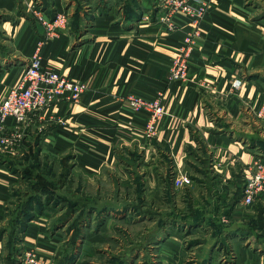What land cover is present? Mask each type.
<instances>
[{
    "label": "crops",
    "instance_id": "0c3cea01",
    "mask_svg": "<svg viewBox=\"0 0 264 264\" xmlns=\"http://www.w3.org/2000/svg\"><path fill=\"white\" fill-rule=\"evenodd\" d=\"M35 1L0 0V102L37 54L43 66L89 88L78 102L57 104L54 118L32 115L23 143L1 155L21 168L30 162L47 167L46 176L70 156L67 180L76 182L72 200L78 206L65 221L45 204L17 231L10 205L26 180L0 164V228L9 227L0 240V264H13L25 249L50 263L72 243L77 258L89 252L96 224L82 222L81 238L68 230L71 220L84 209L92 214L115 203L124 188L127 197L128 190L140 193L142 206L156 209L144 211V220L172 228L146 240L158 252L157 264H264V193L251 204L243 198L248 166L264 159V0H205L204 16L196 22L179 14L173 32L156 22L153 9L147 11L150 21L143 15L128 21L129 0H37L46 19L59 11L67 15V26L52 36L32 14ZM194 35L188 78L173 79L174 60ZM130 96L161 100L166 114L155 134L148 132L151 111L133 110ZM7 126L18 128L13 119ZM183 174L192 182L184 186L187 207L179 217L177 207L167 204L180 190L175 176ZM110 184L118 188L113 200L104 201L103 186ZM61 189L68 198L65 183ZM85 227L92 229L86 236ZM182 227L192 235L190 246L183 244Z\"/></svg>",
    "mask_w": 264,
    "mask_h": 264
},
{
    "label": "built area",
    "instance_id": "2783aa9c",
    "mask_svg": "<svg viewBox=\"0 0 264 264\" xmlns=\"http://www.w3.org/2000/svg\"><path fill=\"white\" fill-rule=\"evenodd\" d=\"M32 10L35 17L48 28L47 36H52L56 29L67 26V15L64 12H57L55 18L49 20L44 17L40 8ZM154 10L156 22L164 24L167 30L173 32L178 27L175 20L179 14L188 15L198 22L207 11V3L205 0H155ZM143 19L150 21V14L144 13ZM196 35L185 38L184 47L181 48L171 68L173 79L188 78L189 54L190 49L196 43ZM88 88L85 81L62 76L57 70L43 66L40 55H35L0 102V153H13L23 143L25 135L22 129L29 123L32 115L37 114L40 118L50 115L54 118L53 108L57 104L64 99L78 102ZM128 102L133 110L144 108L151 111L148 132L155 134L157 121L166 114L161 100L130 96ZM260 113H264V103ZM8 119H13L18 128H9ZM60 121L66 124V121L62 119ZM248 171L250 177L244 184L243 198L246 204H251L258 193H264V159L256 158L248 166ZM191 182L192 179L185 174L174 178V185L177 189ZM19 264L51 263L39 257L34 249H25L20 255Z\"/></svg>",
    "mask_w": 264,
    "mask_h": 264
},
{
    "label": "rangeland",
    "instance_id": "374dc122",
    "mask_svg": "<svg viewBox=\"0 0 264 264\" xmlns=\"http://www.w3.org/2000/svg\"><path fill=\"white\" fill-rule=\"evenodd\" d=\"M36 1L34 2L35 5L32 7V9L40 8L39 7L40 3ZM154 5H155V2L151 8L153 10H154ZM32 14H33V10H32ZM45 168L42 170L43 172L44 170L47 172L49 169V168L48 169H45ZM51 168L52 169L50 171L53 172V174L56 176L55 179H57L55 183L56 186L54 187V192L57 198L60 199V196H61L60 194L63 193L62 192L63 190L60 188V186L63 183H65V191L70 190L68 193L66 192V195L69 197V199H74L75 195H73L74 193L73 189L76 187V182H74L73 184L72 180L66 179L62 184H60L58 180L61 178V173H62L61 164L57 163L54 166L52 165ZM37 170H39V168L35 167L34 171H37ZM49 177L50 176H48V178ZM117 188L114 189L112 184L104 185L102 189V192L104 193L102 200L104 201L113 200L111 197L115 196V191ZM182 188H183L182 190L181 188H179L180 190H178L177 192H174L177 194L173 195L171 197L172 198L171 202H168L167 204L168 209L173 206L177 207V209L179 210L178 212L179 217H181L179 213L182 214L180 210L186 209L187 207L186 202H185V200H187V190L184 187ZM18 190L20 194L24 196L23 198V204H24L25 203L24 201H26V197H27L25 193L30 192L32 188L29 186V184L25 183ZM129 193H130V196L127 197L126 190L124 188V193L121 195L123 197H121V199L116 198L115 203L112 202V204H103L100 208L94 209L95 212L92 213L93 215L87 212L86 210H83V214H82L83 217L81 218V220L84 226H87L89 224H97V221L99 220L98 217L102 218L101 215H103V213L100 215L101 213L100 211L105 205L108 206V207L105 206L108 208V210L111 211L113 209L114 213H109V211L108 213L114 214V215L103 216L104 217L102 221L103 224H101L98 229L93 227V231H94L93 236L95 240L94 242H92L90 249L86 250L89 252H85L80 257H78L77 261L74 264H157L158 263L157 261L158 256H155V253H158V252L157 250L152 248L154 244H149V242L147 243L146 240H149V239L154 240L153 238L155 235L159 236L163 232L165 235L166 229L167 231L171 232L172 228L171 227L167 228L166 226V228L161 229L158 226V224L154 223L153 220H150V219L144 220L143 219L144 211L149 210L152 213L156 209H154L152 206H149L147 204L146 205L144 204V207H143L142 202H141V197L138 196L140 193H137L138 194L137 195L135 194V192H131L128 190L127 194ZM19 202H20V199L15 197L14 202H12V204L10 205V208L12 209V211H15L18 208V206L20 207ZM58 202H59V205L55 206L57 208L58 216H60V218L63 217L64 220L66 221L69 219L70 215L74 214V211L66 212V210H62V207L65 206L64 205L65 202L64 200L62 201L58 200ZM126 206H129L128 207L129 211L124 210ZM68 207H69L68 209H70L71 206H68ZM85 208L88 209V206H85ZM172 212H174V217H175L177 214L176 213L177 210L174 209V211H171V213ZM171 213L169 210V215ZM15 214H16V211H15ZM80 214L81 213H79L78 215ZM183 216L184 218H186L185 215ZM77 217L78 216H75L72 222ZM108 219H110V222L107 224V226H105V222ZM182 220L183 219H180L181 224L183 225ZM85 228H87L85 229V236H86L88 231L92 229H90V227H85ZM183 228L184 227H182L180 230L183 232V235L185 238V241H183V244L184 246L187 247L190 244L192 235L184 231L185 228L184 229ZM72 246L75 247V243H72V245H69V246L67 245V247L63 251V254L64 253L65 254L64 255L62 254L61 256L57 257L55 263L53 262L51 264H58L59 259H63L66 255H70L72 253ZM19 263H20V256H18L16 261L13 260V264H19Z\"/></svg>",
    "mask_w": 264,
    "mask_h": 264
},
{
    "label": "trees",
    "instance_id": "16d2710c",
    "mask_svg": "<svg viewBox=\"0 0 264 264\" xmlns=\"http://www.w3.org/2000/svg\"><path fill=\"white\" fill-rule=\"evenodd\" d=\"M155 0H146L145 3H143L142 5H140L137 0H129L126 1V3L124 4V15L127 18V20L129 21H133V20H140L142 15L144 14V11H150L153 4H154ZM136 9H140L139 11H136ZM144 10V11H143ZM70 156L67 155V157H64L61 161L60 164L62 166V173H61V178L58 180V182L60 184H62L66 179H67V175L69 173V165L66 163L67 159ZM32 158V154H30L27 159L31 160ZM0 164L4 165L6 167H8L9 169H11L14 172H21L23 178L26 180V183L29 184V186L32 188V190L30 192H26L25 195L26 197V208L25 209H21V206L23 204V198L24 196L22 194H20L19 190L16 189L14 191V197H17L18 199H20L18 208L15 211H12L11 214L16 215L14 216V220L12 221L13 226L17 224V231L22 232L23 230H25L26 227V222L30 221L32 219V217L34 216L35 212H41L42 208L44 207L45 204H53V206L59 205L58 200L62 201L64 200L65 204L64 205H68L71 206L70 209L71 211H74V213L76 212V207L78 206V202L77 201H73L72 199H69V197L67 198L63 193L60 194V199L57 198V196L55 195L54 192V187L56 186V180L55 179V175L53 174L52 171H50V176L48 178V176H46L42 170H35V167H37L35 165V163L30 162L29 165L27 167L21 168L18 165H16V162H14L13 160H9L6 159L4 157H2L1 153H0ZM62 187V185L60 186V188ZM142 189V185L141 183L138 181L137 183V190H141ZM139 199V198H138ZM14 202V201H13ZM129 206L125 207L124 210H129L128 208ZM85 210V209H84ZM94 209H92L93 212ZM14 212V213H13ZM100 215L103 213L102 218L98 217V221L97 224L95 226L96 229L99 228V226L102 224L103 221V216H107L109 215L108 213V208L107 207H103L100 211ZM79 213H81L80 215H76L78 216L72 223H70L68 230H72L75 229L76 231H78V234L81 238H83L82 234H81V229H79V225L80 222L82 223L81 218L83 217V210L80 211ZM91 213V212H89ZM73 216L70 215L69 219ZM75 218V217H74ZM73 220V219H72ZM71 220V221H72ZM186 220V219H185ZM160 223L163 224V220H160ZM9 230V227H1L0 228V240L3 239L4 234ZM76 248L73 249V252L70 255H66L63 259H59V263L58 264H74L77 261V254H76ZM9 255L11 256V253H9ZM15 255V254H14ZM18 258V257H17ZM16 256L14 261L17 260Z\"/></svg>",
    "mask_w": 264,
    "mask_h": 264
}]
</instances>
